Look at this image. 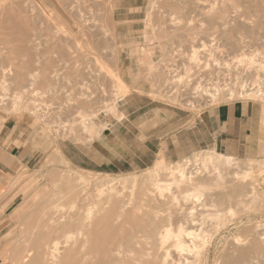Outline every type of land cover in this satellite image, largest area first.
<instances>
[{"label":"rangeland","instance_id":"obj_1","mask_svg":"<svg viewBox=\"0 0 264 264\" xmlns=\"http://www.w3.org/2000/svg\"><path fill=\"white\" fill-rule=\"evenodd\" d=\"M99 1L96 2L100 7L97 5V9L95 7L89 13L93 15L91 23L102 27H96L100 33L89 23L90 37H77L70 43L69 39L57 41L48 28L41 33L43 36L36 48H31L30 69L49 66L45 69L49 73L51 65L59 67L61 70L54 81H49L51 77L41 84V78L31 77L36 83L32 81L34 86L30 85V88L37 90L28 89L26 93V86L22 85L26 77L24 85L31 79L25 75L21 86L18 83L19 90L11 79L6 81L9 84L5 90L0 89V94L7 99L0 101V127L8 116L23 121L13 124H16L13 137L18 138L13 140V145L18 146V149L14 148L17 151L14 154L20 161L11 168L7 180L19 172L24 175L16 182L17 186L14 183L6 195H0V210H3L0 212V252L3 244L7 243L10 248L15 243L13 237L6 240L3 237L15 224L4 221L19 202H30L24 220L28 218L30 225L35 221L41 200L32 202L34 194L46 187L47 178L53 171L64 170L86 177L92 187L100 180L111 178H115L118 185L121 178L130 176H136L134 188L138 187L159 161L166 165L186 161L187 171L194 170L191 171L194 175L199 168L198 172L202 169V174L198 173V176H203L204 166L196 158L214 147L200 142L199 133L192 134L194 121L212 106L248 102L257 111L252 147L246 150L242 147L238 155H231L236 159L231 169L240 174L235 182L246 187L241 203L216 205L206 202L208 194L223 192L227 187L214 185L198 200L184 197L179 189L175 191L178 209L172 214L167 228L174 234L178 227L197 233V237L189 240L196 242L197 250L205 255L199 264H262L259 258L240 260L236 254L246 247V239L241 234L244 226L251 228L250 241L264 247V10L247 8V0L245 5L239 3L241 0H155L159 1L160 8L167 7L164 12L156 7L158 3L154 4V0L153 9L149 8L152 3L149 0ZM166 1L167 6H164ZM108 5L111 6L109 15L106 12ZM147 10L152 11L151 18L154 16L152 34L160 36L152 38L154 41H146L143 37L144 31L151 30L144 23ZM212 17L216 18L211 20ZM229 30L232 33L230 39L226 37ZM68 43L70 46L77 44V61L68 54ZM59 46L66 50L60 58L55 54ZM149 49L152 52L147 56L145 52ZM141 58L154 63L153 72H147L146 62ZM195 82L198 92L193 89ZM10 83L24 92L20 95L18 109L10 105V94L18 92ZM205 84L217 88L219 94L213 98L205 96V86H201ZM113 85L122 97L116 100L119 113L111 114L103 108L117 97ZM247 88H252V93L246 94ZM230 90L233 91L231 95L228 94ZM239 92H243L242 95H238ZM111 95L114 97L110 98ZM84 108L85 113L92 111L95 116L90 114L97 127L92 132L78 126L80 112L77 111ZM168 114L176 119L184 117V123H167ZM179 130L181 134L177 133ZM217 152L226 154L223 150ZM248 158L254 161L251 163ZM33 177H37L36 181ZM190 206L195 207L193 223L186 215ZM179 207L185 209V213L180 212ZM29 226L22 229L27 230ZM173 240L174 237L169 238L168 244ZM169 249H173V244ZM226 255L234 257L226 260ZM184 256L168 259L172 264H187L186 261L192 258L185 259ZM0 264H11L2 252Z\"/></svg>","mask_w":264,"mask_h":264},{"label":"bare ground","instance_id":"obj_2","mask_svg":"<svg viewBox=\"0 0 264 264\" xmlns=\"http://www.w3.org/2000/svg\"><path fill=\"white\" fill-rule=\"evenodd\" d=\"M96 1L0 0V89H6L9 84V82H6L7 80L11 79L10 82H15L18 85L27 75L30 76V79L31 77L34 79H37L36 77L41 78V84L48 82L51 77L52 79L49 81H52L58 75L60 68H54L51 65L49 73L46 72L49 66L47 68L45 66L38 68L37 66V68L35 67L31 70V48L38 45L39 39L43 36L41 33L48 30V28L57 41L63 42L69 39L70 43H72L71 41H76L77 37H90L91 24L95 26L94 28L92 27L95 30L101 27L91 23L93 15L89 13L100 3L99 0L98 3ZM150 1L152 2L153 0H149V3ZM243 1L241 0L239 3L243 5L246 0ZM155 2L157 4L159 1L154 0V4ZM246 2H249L247 6L249 9L264 10V0H247ZM164 3L163 5L167 6V1ZM154 4L152 2L149 8L152 7L153 9ZM99 5L98 7H100ZM108 7L106 8L108 9L106 12L109 15L111 6L108 5ZM156 7L160 8L159 3ZM164 8L161 7L160 10L164 12ZM165 9L167 11V7ZM149 10L145 14L146 22L144 23L151 30L145 29L146 31H144L143 37L146 38V41L159 36L157 33L152 34L154 16L151 18V15L155 14L156 10L154 9L153 13H151L152 11L149 12ZM165 13L167 15V12ZM215 18L212 17L211 20ZM96 20H98V17ZM99 22L101 21L99 20ZM98 29L97 32L100 33ZM107 31H109L108 28ZM231 34L230 31L229 34H226L228 35L226 37L230 39ZM97 35L101 36L100 34ZM97 41H100V39L98 38ZM151 41L154 40L152 39ZM87 43L89 44L90 42ZM162 44L160 45L162 46ZM67 47L71 59L77 61V44L70 46L68 43ZM151 52L149 49L145 54L150 56ZM63 53L66 54V50L61 46L55 51V54L59 58L60 56L62 57ZM142 62L145 63V59ZM153 64L150 61L146 62L147 72H153V67L155 66ZM51 68L54 69L50 70ZM176 74L178 75V73ZM6 76L7 78L9 76V78L7 79ZM34 79L29 80L30 83L26 85H24V81L22 85V87L26 86V89L23 88L25 89L24 92H29L28 89L31 91L37 90V88H32L34 86L32 84L36 83L33 81ZM207 84L201 85L205 86L203 92V94L206 92L205 96L213 98L219 94V92H216L217 88L208 87ZM30 85L32 86L31 88ZM14 86L13 88L11 86V88L14 89ZM20 86L18 85L16 88L19 90ZM113 86L115 87L113 91L117 93V97L111 103L105 104L104 108L100 107L111 114L116 111V100L122 97L117 86ZM197 86L198 84L195 87L193 86L196 92H198ZM11 88L7 89L11 90ZM165 88L167 89V85ZM171 88H173V85ZM40 89L43 90L42 88ZM211 90L215 91L211 92ZM251 90L252 88H247L244 92L250 94L252 93ZM189 91L187 93H192ZM12 92L14 91L12 90ZM22 92L15 91L9 96L11 97L10 105L12 104L11 106L17 107L16 109L20 107L19 102L22 97L20 95L24 93ZM232 92L230 90L228 94L231 95ZM242 93L239 92L238 95H242ZM88 95L90 96V94ZM5 96L7 95L5 94ZM3 97L4 95L0 94L1 102L7 100ZM113 97L114 95L110 98ZM84 110L85 108L81 110L83 112L77 111L78 113L80 112L79 117L75 116L79 120L78 126L82 127L83 130H87L86 132H92L97 128L93 122L94 120L92 121L91 115H93V112L91 111L90 115L89 111L85 113ZM198 156H196V160H199L204 166L205 174L203 176H198V173L202 174V169L200 170L201 172H198L199 168L196 170L197 172L195 171L194 175L191 172L194 170L187 171L185 167L187 166L186 161L175 165H166L163 161H159L158 163H163L161 165L155 163L154 167L147 172L148 175L144 176L139 186L137 184L138 187L135 188L134 186L137 183L136 176L123 177L120 179L118 185L115 178L100 180L92 187L88 184L86 177L64 170H55L48 176L47 183H45L46 187L38 189L34 194L32 202L41 200L38 203L39 210L35 221L30 225L28 218L24 220L26 216L24 212L29 208L28 204L30 202L26 204L19 202L10 212L6 219L7 221H4L15 224L3 236L5 240L13 237L15 243L10 248L7 246V243L3 244L4 248L1 246V252L3 256L9 257L11 264H172V260L168 259L169 257L171 259L177 256L181 258L183 254H185V259L192 258L186 261L187 264H199L200 258L205 257V255L200 250H197L198 246L196 242L189 240V238L197 237V233L184 227H178L176 234H174L171 228H167L172 214L178 209L176 208L178 196L175 194V191L180 189V193H183L184 197L190 196L198 200L205 190L211 189L214 185L227 187L223 192H213L206 196V202L209 201L220 205L224 202L241 203V196L246 187L243 183L235 182L240 178L239 171L231 169L236 164L235 157L219 153L215 148L206 150ZM247 160L251 163L254 161L252 158H248ZM23 176L20 172L16 175L14 174L12 179L8 181L6 190H0V195H6L7 191L10 188L12 189L11 186L20 181ZM41 177L44 176L41 175ZM36 179L37 177H33V181H36ZM15 185L17 186V183ZM194 208V206L188 207L186 214L191 217L190 221L192 223L194 220ZM179 210L185 213V209L179 207ZM2 211L0 210L1 213ZM25 226H29L27 230L22 229ZM17 229L18 232H16ZM241 231L244 239H246V247L241 249L236 254V257L240 260L256 257L264 264V247L252 240L250 241L248 238L251 228L244 226ZM171 237H174V240L171 242L173 249H169L171 244H168V239ZM233 257L234 255H226V260ZM177 264L181 263L178 262Z\"/></svg>","mask_w":264,"mask_h":264},{"label":"crops","instance_id":"obj_3","mask_svg":"<svg viewBox=\"0 0 264 264\" xmlns=\"http://www.w3.org/2000/svg\"><path fill=\"white\" fill-rule=\"evenodd\" d=\"M248 102L223 103L208 108L196 121L192 134H200V142H206L229 155H238L241 148L250 149L252 137L255 134L257 123L256 109ZM187 117V116H185ZM175 118V119H174ZM172 114L167 115V123H184V117L176 119ZM189 120H186L188 123ZM22 119L6 117L0 127V190L5 191L11 168L20 161L15 154L18 149L13 145V134L16 124L22 123ZM179 134L180 130L177 132ZM196 134V135H197ZM16 151V152H15ZM21 159V158H20ZM7 180V181H6Z\"/></svg>","mask_w":264,"mask_h":264}]
</instances>
